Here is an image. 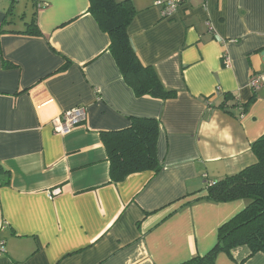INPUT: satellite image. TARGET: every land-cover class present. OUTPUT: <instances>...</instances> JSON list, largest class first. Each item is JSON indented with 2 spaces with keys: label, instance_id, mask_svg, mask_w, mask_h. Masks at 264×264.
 Masks as SVG:
<instances>
[{
  "label": "crops",
  "instance_id": "1",
  "mask_svg": "<svg viewBox=\"0 0 264 264\" xmlns=\"http://www.w3.org/2000/svg\"><path fill=\"white\" fill-rule=\"evenodd\" d=\"M127 1L138 61L174 91L138 98L88 13L90 0H0V264H189L247 201L212 203L206 185L256 164L264 134V0ZM35 19L39 35L29 27ZM224 95L247 105L219 109ZM83 108L65 136L50 123ZM159 125V171L114 182L101 134ZM214 264H264L246 246Z\"/></svg>",
  "mask_w": 264,
  "mask_h": 264
},
{
  "label": "trees",
  "instance_id": "2",
  "mask_svg": "<svg viewBox=\"0 0 264 264\" xmlns=\"http://www.w3.org/2000/svg\"><path fill=\"white\" fill-rule=\"evenodd\" d=\"M88 13L96 20L100 29L110 39L109 52L112 54L124 82L133 90L136 97H150L169 100L176 93L167 90L155 72L144 67L137 59L126 34V27L135 12L127 1L90 0ZM28 34L38 36L35 19ZM224 113L238 116L247 111V105L233 102V97L224 95L218 106ZM159 125L154 119L132 118L127 129L102 133L101 139L110 164L109 174L118 183L129 175L159 171L156 158V144ZM251 152L256 164L237 174L226 176L206 185L207 199L212 203L247 201L246 207L218 230L217 243L203 257L193 259L189 264H214L219 253L230 254L232 249L246 246L251 255H264V134L252 143Z\"/></svg>",
  "mask_w": 264,
  "mask_h": 264
},
{
  "label": "built area",
  "instance_id": "3",
  "mask_svg": "<svg viewBox=\"0 0 264 264\" xmlns=\"http://www.w3.org/2000/svg\"><path fill=\"white\" fill-rule=\"evenodd\" d=\"M187 0H158L154 6L161 12L162 18L172 19ZM264 86V75H258L249 82L252 91H257ZM86 120V111L83 108H72L63 112L50 123L52 132L58 136H65L75 127ZM211 182H209L210 184Z\"/></svg>",
  "mask_w": 264,
  "mask_h": 264
}]
</instances>
